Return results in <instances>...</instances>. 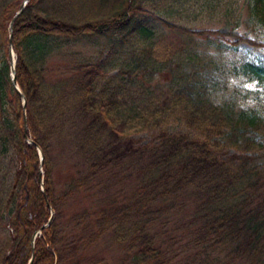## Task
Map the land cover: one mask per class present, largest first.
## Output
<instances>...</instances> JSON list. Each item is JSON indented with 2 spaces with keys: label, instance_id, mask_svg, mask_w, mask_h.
I'll use <instances>...</instances> for the list:
<instances>
[{
  "label": "trees",
  "instance_id": "trees-1",
  "mask_svg": "<svg viewBox=\"0 0 264 264\" xmlns=\"http://www.w3.org/2000/svg\"><path fill=\"white\" fill-rule=\"evenodd\" d=\"M21 3L0 0V264H28L39 229L32 264H65L105 235L124 252L116 264H176L186 250L197 264H264V57L239 46L264 42L198 26L218 0H29L12 27L26 130L7 59ZM249 6L264 29V0ZM94 34L102 58L49 78L66 41ZM142 130L156 139L138 143ZM63 156L76 174L57 194ZM81 191L96 199L67 240L61 201Z\"/></svg>",
  "mask_w": 264,
  "mask_h": 264
},
{
  "label": "rangeland",
  "instance_id": "rangeland-1",
  "mask_svg": "<svg viewBox=\"0 0 264 264\" xmlns=\"http://www.w3.org/2000/svg\"><path fill=\"white\" fill-rule=\"evenodd\" d=\"M218 1L221 4V8L217 11V13L211 12L210 10L205 11L204 14L201 15L204 18H201V21L199 22L197 21L198 26L215 29L218 28L221 31H226L229 33L233 32L229 34V36H232V34H242L246 38L264 42V29L261 24L254 21L253 12L250 10L249 6V0ZM93 9L94 12H97V10L95 11V7H93ZM225 12L227 15L224 16ZM98 15L100 16L102 14L98 12ZM219 16L223 18V20L219 23H215L213 20H211L213 17ZM192 24L193 22L191 25ZM211 40L214 42V39ZM105 43L106 37L96 34L83 35L75 40L66 41L62 47V55H55L50 57L47 61V64L50 68L48 72L49 78H55L58 75H67L69 71L73 70L72 65L75 61L87 63L99 60L106 54ZM239 46L253 49L260 56L264 57V47H256L252 45L247 39H243L239 43ZM71 49L76 53L75 58L69 56ZM12 52L14 53L13 57L16 59L17 54L13 46ZM7 59L11 65L10 52H8ZM178 129L186 130V128L182 126H179ZM156 134L157 132L153 130H142L136 131L132 137L138 143H148L156 139ZM27 141L28 143L30 142V140ZM52 153L55 155L56 150L53 149ZM67 158V156H63L61 159H57L55 157L54 179L57 194H61L67 188L72 176L76 174L73 163ZM95 199L96 195L93 194L92 191H81L67 198L66 200L61 201V224L64 230L63 233H65L67 240L71 238L77 240L79 237L82 238L84 236V226L81 224V222L75 223L71 218L86 209H92ZM7 222L8 219L5 218L3 222L0 223V248L2 242L6 239V231H4L3 228L8 226ZM181 229H184V227ZM40 234L41 233H38V236ZM182 245V242L178 243L175 241L171 247L178 251L180 249L183 250ZM80 249L76 251V256L69 257L65 264H76V262H79V264H116L124 255V252L120 247L109 243L108 235L101 237L98 242L92 244L84 251H80ZM186 251L180 253L176 264H186L187 262L197 264L198 260L191 261L193 254H187L185 253Z\"/></svg>",
  "mask_w": 264,
  "mask_h": 264
},
{
  "label": "water",
  "instance_id": "water-1",
  "mask_svg": "<svg viewBox=\"0 0 264 264\" xmlns=\"http://www.w3.org/2000/svg\"><path fill=\"white\" fill-rule=\"evenodd\" d=\"M29 0H23L18 11L16 12V14L12 17L10 23H9V30H10V34H9V44H10V47H9V52H10V56H11V77H12V84L14 86V88L17 90L18 94L20 95L21 99H22V106H23V110H24V123H25V128L27 130V124H26V97L24 95V93L21 91L20 87L18 86V83H17V80H16V77H15V63H16V59L13 57L14 56V53L12 52V27H13V23L15 21V19L18 17V15L22 12V10L25 8L27 2ZM33 144H35L37 146V150L39 152V156H40V163L43 162V151L41 149V147L36 144L34 141H31ZM41 182L42 179H41ZM52 215H53V211L51 213V217L49 218V221L44 224L41 228L47 226L51 220H52ZM41 229L38 230V231H35L32 235V238H31V246H32V254H31V257L29 259V262L28 264H31L33 262V258H34V242H35V239L38 235V233H40Z\"/></svg>",
  "mask_w": 264,
  "mask_h": 264
}]
</instances>
